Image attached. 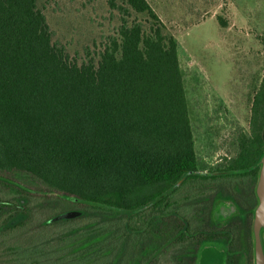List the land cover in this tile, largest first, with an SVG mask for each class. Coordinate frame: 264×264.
<instances>
[{
    "label": "trees",
    "instance_id": "obj_1",
    "mask_svg": "<svg viewBox=\"0 0 264 264\" xmlns=\"http://www.w3.org/2000/svg\"><path fill=\"white\" fill-rule=\"evenodd\" d=\"M123 1L116 33L79 63L38 0H0V264H198L205 245L254 264L251 231L241 260L205 221L242 183L257 203L264 72L237 154L201 170L177 40L148 0Z\"/></svg>",
    "mask_w": 264,
    "mask_h": 264
},
{
    "label": "rangeland",
    "instance_id": "obj_2",
    "mask_svg": "<svg viewBox=\"0 0 264 264\" xmlns=\"http://www.w3.org/2000/svg\"><path fill=\"white\" fill-rule=\"evenodd\" d=\"M148 1L164 22L165 31L178 43L198 166L204 171L220 168L237 154L239 133L249 130L253 88L264 72V0ZM123 2L37 3L46 14L53 40L80 63L88 53L97 56L109 36L116 33L122 16L117 6ZM131 13V18L146 19L145 14ZM210 192L206 193L207 201L214 196ZM203 204H207L204 199L198 207ZM230 205L219 202L217 208L219 212L230 211ZM201 255L202 250L199 264ZM161 259L158 264L173 261L170 256Z\"/></svg>",
    "mask_w": 264,
    "mask_h": 264
},
{
    "label": "flooded vegetation",
    "instance_id": "obj_3",
    "mask_svg": "<svg viewBox=\"0 0 264 264\" xmlns=\"http://www.w3.org/2000/svg\"><path fill=\"white\" fill-rule=\"evenodd\" d=\"M229 163L230 162L227 161V163L224 166L220 167V169L226 168V166L229 165ZM206 171H209V170H206ZM254 191H255V188H254ZM235 193H236L238 200L233 199L227 195L220 197L219 199H216L212 205L213 206L212 211L211 212L209 211V213H211L212 216L210 214L208 220H206L205 222L206 224L211 223L213 225L212 227H215L216 230L224 234L223 237L225 239H228V238L233 239V237H236L238 241L237 244H240V249L238 252L240 253L241 260H243L244 256H246L247 254V245L250 244L249 236H248L250 231H251L252 238H253L252 244L254 245L253 213L258 203V198H257L256 205L252 208V194L250 193V186L244 185L243 183L241 184V187H239L235 191ZM255 194H256V191H255ZM219 202H225V203L229 202L231 204L230 209L232 210L229 211L228 210L229 208H226L227 210H225L224 212L222 211L219 212L217 208V203ZM263 240H264V234H263ZM208 243L209 244H224L223 242H221V240L210 241ZM228 244H230V241H228ZM214 246L219 248L217 245H214ZM219 249L223 250L224 252L226 251L222 248H219ZM253 255H254V251H253ZM198 264H199V260H198ZM225 264H226V259H225Z\"/></svg>",
    "mask_w": 264,
    "mask_h": 264
},
{
    "label": "water",
    "instance_id": "obj_4",
    "mask_svg": "<svg viewBox=\"0 0 264 264\" xmlns=\"http://www.w3.org/2000/svg\"><path fill=\"white\" fill-rule=\"evenodd\" d=\"M254 167L259 168L255 187L258 203L253 213V263L264 264V153ZM201 264H225V252L214 245L202 249Z\"/></svg>",
    "mask_w": 264,
    "mask_h": 264
}]
</instances>
